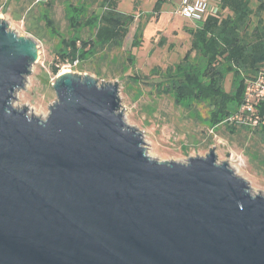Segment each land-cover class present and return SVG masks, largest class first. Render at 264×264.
Here are the masks:
<instances>
[{"label": "water", "instance_id": "95a60500", "mask_svg": "<svg viewBox=\"0 0 264 264\" xmlns=\"http://www.w3.org/2000/svg\"><path fill=\"white\" fill-rule=\"evenodd\" d=\"M40 52L0 16V264H264V191L215 146L149 156L119 82L68 71L48 116L14 107Z\"/></svg>", "mask_w": 264, "mask_h": 264}, {"label": "rangeland", "instance_id": "374dc122", "mask_svg": "<svg viewBox=\"0 0 264 264\" xmlns=\"http://www.w3.org/2000/svg\"><path fill=\"white\" fill-rule=\"evenodd\" d=\"M158 1L116 0L121 13L134 16L123 46L101 49L76 66L65 62L54 74L52 66L58 63L56 53L64 38L74 36L75 32L83 38L94 36L96 26L84 23L94 17V12L102 14L103 0H0V16L9 22L10 30L33 38L41 51L30 67L32 72L26 76V89L20 87L15 91L19 100L14 99L13 106L25 105L29 116L32 112L37 117L48 116L49 106L58 99L54 83L64 70L81 74L82 78L86 72L100 84L117 81L119 111L129 126L143 131L149 156L160 161L188 162V157L205 156L215 146L219 162L230 160L236 174L249 181L251 191H264L262 127L236 126L232 131L226 118L212 124L214 107L209 101L193 97L181 103L175 101L171 93L173 76L167 72L185 57L191 46L187 29L196 23L177 14L175 5L165 1L157 11ZM76 19L82 22L78 27L74 25ZM191 58L195 65L203 63L195 53ZM232 80V74L224 79L228 92L235 90ZM161 82L171 94L164 91ZM231 103L235 113L239 106ZM231 154L235 155L233 159Z\"/></svg>", "mask_w": 264, "mask_h": 264}, {"label": "trees", "instance_id": "16d2710c", "mask_svg": "<svg viewBox=\"0 0 264 264\" xmlns=\"http://www.w3.org/2000/svg\"><path fill=\"white\" fill-rule=\"evenodd\" d=\"M162 2L158 1L157 11ZM218 2L216 15H210L201 26L187 29L191 46L185 57L167 72L170 77L173 76L171 93L175 101L181 103L190 97L209 101L214 107L212 124L234 113L231 101L240 106L246 84L255 78L264 65V0ZM253 2H256V6H253ZM102 6L104 11L101 15L94 12V17H89L84 23L96 26L94 36L83 38L75 32L74 36L63 39V46L56 53L58 63L52 66L54 74L59 73L61 64L65 62L76 59L82 62L101 49L123 46L134 16L121 13L116 0H103ZM81 23L80 19H76L74 25L78 27ZM192 53H195V57H201L203 63L195 65ZM227 74L233 76L235 90L232 92L224 87ZM160 84L166 93H170L164 82ZM260 126L264 133V124ZM229 128L234 131L236 126L229 125Z\"/></svg>", "mask_w": 264, "mask_h": 264}, {"label": "built area", "instance_id": "2783aa9c", "mask_svg": "<svg viewBox=\"0 0 264 264\" xmlns=\"http://www.w3.org/2000/svg\"><path fill=\"white\" fill-rule=\"evenodd\" d=\"M175 5L176 13L180 14L196 26H201L210 15H216L219 10V0L210 4L207 0H162ZM79 60L69 62L76 66ZM225 122L234 126H250L256 128L264 124V65L260 68L254 79L249 81L244 89L242 102L238 110L229 115ZM235 157L231 154V158ZM243 159L242 156H238ZM230 158V159H231ZM230 165V160L227 161Z\"/></svg>", "mask_w": 264, "mask_h": 264}, {"label": "bare ground", "instance_id": "6f19581e", "mask_svg": "<svg viewBox=\"0 0 264 264\" xmlns=\"http://www.w3.org/2000/svg\"><path fill=\"white\" fill-rule=\"evenodd\" d=\"M69 70H64L62 73H64V72H68Z\"/></svg>", "mask_w": 264, "mask_h": 264}]
</instances>
